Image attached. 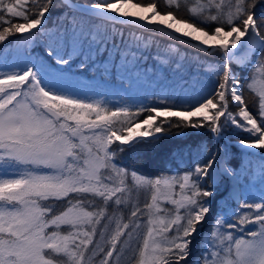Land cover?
<instances>
[{
    "label": "snow or ice",
    "instance_id": "6c2138e0",
    "mask_svg": "<svg viewBox=\"0 0 264 264\" xmlns=\"http://www.w3.org/2000/svg\"><path fill=\"white\" fill-rule=\"evenodd\" d=\"M53 8L63 9L61 24L44 54L20 58L44 34ZM117 26L167 37L197 55L189 63L172 44L157 45L149 75L142 49L153 39L126 41ZM10 38L17 62L0 54V264H190L218 174L235 183L191 264H264V188L249 198L226 150L155 178L120 155L172 128H207L217 139L229 125L244 148L264 149V0H0V45L11 48ZM248 69L250 81L242 76ZM86 70L115 73L121 87L141 79L151 87L109 98L73 81ZM211 77L216 82L206 84ZM245 88L258 97L259 118ZM260 175L264 184V165Z\"/></svg>",
    "mask_w": 264,
    "mask_h": 264
},
{
    "label": "trees",
    "instance_id": "16d2710c",
    "mask_svg": "<svg viewBox=\"0 0 264 264\" xmlns=\"http://www.w3.org/2000/svg\"><path fill=\"white\" fill-rule=\"evenodd\" d=\"M77 2L83 3L85 2V0H77ZM88 2L91 3L92 0H88ZM101 2H103V0H101ZM160 2L162 4L163 0H160ZM62 11L63 9L60 8L52 9L51 16L45 22L47 28L45 29L44 34L43 35L38 34L34 38V43L32 44V46L30 48L23 49L22 53L26 57L30 53L33 58H35L38 55L44 54L45 46L53 39V34L56 32V28L59 27L61 24V19L59 17ZM180 14L187 15V10L183 5ZM85 23H87V21H85ZM117 27L119 28L120 31L123 32L124 39L126 41L135 43L133 39L135 35H143L147 38L153 39L154 42L151 44V46L148 49H142V51H144L145 53L149 75H151L152 72L154 71L153 65L154 64L158 65L159 63L157 60L154 59L158 51L157 45L159 46V49H163L168 44H172L174 47H176L179 50L181 54L185 55L188 58L189 63H191L197 55L193 49L187 48L183 44H175L174 42L170 41L167 37H151L149 34L141 33L138 29H130L127 27H120V26ZM117 41H119V34H117ZM9 42H11V48H6L4 47V45H0V49L3 50L2 53L0 54L7 56L8 61L10 63L17 62L18 54L16 52V49L18 45L16 44L13 38H10L9 41H6L5 45L9 44ZM179 58H180L179 56L176 57V59ZM45 59L50 60V58L46 56ZM200 59L203 60L205 63H213V64L220 63L219 56H214V57L200 56ZM78 62H79L78 58H74V63H78ZM144 63L145 60H141V64ZM172 67L175 68V65L173 64ZM232 68L234 70L233 66ZM191 70L194 71L195 69L193 68ZM165 71H167L166 68ZM201 71H203V69H201ZM252 75H253L252 69H248L245 72H242V76L247 77L249 81L251 80ZM73 79L75 81H79L81 85H84L86 87V90L90 89L97 93H103L107 95L109 98H114L117 95L123 97L125 95V90H127L128 95L142 96L151 87V85L144 79H141L138 82H134L131 88H129L128 83L125 81L123 87H121L120 78L115 73H113L108 77H102L99 73H94V71L92 70H86L82 74L77 73L73 77ZM215 82H216V77H211L210 80L205 81L206 84H212ZM245 100L249 110L254 115H257V118H259L257 107L253 105V100L258 101V97L255 96V93H252L250 92V90L245 88ZM229 110L233 112L236 111V109L231 105ZM146 116L147 113H145L141 117V119L145 118ZM171 119L175 120L176 118H171ZM164 127L168 128V125L165 124ZM181 132L184 134L177 135V133H181ZM161 135L162 138L159 140V142L140 145L133 152L120 154L123 157V162L127 164L129 167H135L138 171L149 177L155 178L157 176H171L174 174H183L184 171L188 170L191 167L193 157L198 155L200 157L201 162H204L209 158L210 153L214 152L215 150L213 139L211 137L212 133H210L207 130V128H202V129L172 128L170 130V133L161 134ZM219 143L221 148L224 150V145L222 144V141L220 139H219ZM117 145L118 142L117 144H114L113 147H116ZM198 148H202V150L199 151V153H197L196 151ZM226 151H227L228 165L230 167H234L236 171L239 173L238 166L240 165L241 156L234 149L232 150L230 148L229 150ZM217 181H218L217 188H220L223 182L220 178H218ZM129 182H130V177H129ZM249 182L251 181L249 180L247 175H243L240 177V183L245 188V191L248 194L249 198L257 199V197L254 195V192L251 191L249 187H247ZM251 183L253 184L255 190H261L262 188H264V184H261V177L256 178V180L252 181ZM176 191L177 192L179 191L178 186L176 188ZM147 196L148 193H146L144 190H141L139 196L141 203H143V197H145L146 199ZM209 198L210 197L205 199L209 200ZM228 198L229 196L226 197V199H223L224 202L223 205L225 204V201L228 200ZM231 206L235 208L238 212L249 211V209L240 208L239 205L236 204L235 202H233ZM167 207H171V206L167 205ZM219 208L220 207L217 206L216 211ZM248 227H252V226L249 225ZM225 230L227 231V229ZM199 253H200V248L199 251L197 252V255H199Z\"/></svg>",
    "mask_w": 264,
    "mask_h": 264
},
{
    "label": "rangeland",
    "instance_id": "374dc122",
    "mask_svg": "<svg viewBox=\"0 0 264 264\" xmlns=\"http://www.w3.org/2000/svg\"><path fill=\"white\" fill-rule=\"evenodd\" d=\"M19 56L21 58L26 57L22 52L20 53ZM254 58H255V56L253 57V60H254ZM232 66L234 67V70H236V69L238 70L237 65L233 64ZM245 71H243V72H245ZM73 81H75V80L73 79ZM232 103L234 104L235 102H232ZM221 119L223 120L224 118L222 117ZM237 119H239V117H237ZM241 136L246 137L247 133H241ZM220 140L222 141V144L224 145V150H223L221 148V146L219 145L220 143H218L221 156L224 155L225 150H229L230 148L232 150L234 149L241 156L240 165L238 166L240 177L243 175H247V177L249 178V180L251 182L255 181L256 178L261 177L260 168L262 165H264V150H262V149H251L252 151H250V152L249 151H243L240 148V145H241L240 144V138L234 134V126H231V125L224 128L222 136L220 137ZM214 147H215V144H214ZM246 153H254V155L249 156ZM218 178H217V180H218ZM251 182H249V184H248L249 186L247 185V187H249L251 189V191L254 192V195L259 197L260 190H255V188ZM234 183L235 182L232 180V183L230 184L231 187H228V183L226 181H224L220 188H216V195H218L219 193H220V195L217 198H215V197L209 198V200H212L214 203V210H213L212 214H210V216H211L210 221L207 220L204 223V225L201 229L200 236H197L195 238V240L193 241L192 255L189 257L190 263L197 256V252L199 251V241H200L201 237L203 236V234L208 231L212 217L215 214L216 207L217 206L221 207L224 203L223 199H226V197L230 196V193L232 191ZM144 200H145V197H143V201Z\"/></svg>",
    "mask_w": 264,
    "mask_h": 264
},
{
    "label": "water",
    "instance_id": "95a60500",
    "mask_svg": "<svg viewBox=\"0 0 264 264\" xmlns=\"http://www.w3.org/2000/svg\"><path fill=\"white\" fill-rule=\"evenodd\" d=\"M185 39H186V38H185ZM211 137H212V139H213V135H211ZM219 139H220V138L213 139V142H214V144H215V151H217V149H219V151H220V148H219V145H218V143H219ZM219 177H220L222 180L226 181L225 178H224L223 176H220V175H219ZM219 195H220V193H219L218 195H216L215 198H217ZM212 207H213V210H214V203H213ZM210 219H211V216L208 218V220L210 221Z\"/></svg>",
    "mask_w": 264,
    "mask_h": 264
},
{
    "label": "bare ground",
    "instance_id": "6f19581e",
    "mask_svg": "<svg viewBox=\"0 0 264 264\" xmlns=\"http://www.w3.org/2000/svg\"><path fill=\"white\" fill-rule=\"evenodd\" d=\"M133 11H135V10H133ZM240 148L243 150V151H252L251 149H246V148H244L242 145H240ZM220 176H222V175H220ZM219 177V174H218V176H217V178ZM225 179H226V182L228 183V187H231V183H232V179L231 178H229V177H226V176H223Z\"/></svg>",
    "mask_w": 264,
    "mask_h": 264
}]
</instances>
